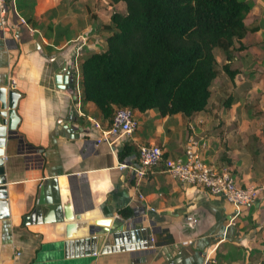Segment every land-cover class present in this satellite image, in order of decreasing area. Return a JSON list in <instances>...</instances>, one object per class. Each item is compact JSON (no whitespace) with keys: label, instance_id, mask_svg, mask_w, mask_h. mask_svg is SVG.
I'll return each instance as SVG.
<instances>
[{"label":"crops","instance_id":"obj_1","mask_svg":"<svg viewBox=\"0 0 264 264\" xmlns=\"http://www.w3.org/2000/svg\"><path fill=\"white\" fill-rule=\"evenodd\" d=\"M253 1L246 18L258 45H264L260 26L264 7L260 0ZM120 4L14 0L12 6L5 0V11H0V86L18 93V123L16 136L7 138L3 148L6 197L0 204V264H210L223 255L230 256L222 264L240 260L247 264L239 242L245 231L244 215L249 207L254 216L264 213V189L251 206L237 213L223 197L173 179L162 164L149 171L137 188L128 171L116 167L115 150L124 143H155L165 157H183L186 138L192 134L205 143L201 153L207 163L228 167L241 185L263 187L264 154L249 148L244 134L229 132L236 123L237 131L243 129L244 121L239 124L243 119L233 118L235 104L223 98L233 93H226L227 88L238 84L241 67L232 79L220 72L213 80L207 105L191 119L193 130L188 128L190 118L180 113L135 112L137 128L117 141L115 149L97 142L100 131L89 119L102 122L95 104L81 101L80 80L78 97L75 75L72 90L56 82V75L65 76V66L74 62L78 48L82 55L105 47L107 31L101 24L109 22ZM247 35L237 53L231 49L229 63L235 67L260 53L253 50L249 55ZM253 135L257 134L251 140ZM49 178L57 180L63 219L23 225L39 187ZM125 206L133 210L129 218L117 212ZM115 220L121 222L120 230L129 220L146 232L123 237L122 231L111 233L108 228ZM64 241L69 242L66 248ZM141 243L143 247H135ZM172 244L178 245L177 251L165 248Z\"/></svg>","mask_w":264,"mask_h":264},{"label":"trees","instance_id":"obj_2","mask_svg":"<svg viewBox=\"0 0 264 264\" xmlns=\"http://www.w3.org/2000/svg\"><path fill=\"white\" fill-rule=\"evenodd\" d=\"M109 1L122 2L124 9L113 10L109 22L101 24L107 31L105 47L79 56L81 101L95 104L104 128L117 107L153 109L161 116L180 113L191 120L207 105L218 74L232 79L237 72L230 67L231 49L242 47L252 30L244 21L250 10L245 0ZM216 49L223 55L220 69ZM230 100L228 95L224 102ZM135 150L124 143L117 158ZM117 212L123 218L133 214L129 206ZM225 258L217 256L210 264ZM246 259L247 264H264V254L248 252Z\"/></svg>","mask_w":264,"mask_h":264},{"label":"built area","instance_id":"obj_3","mask_svg":"<svg viewBox=\"0 0 264 264\" xmlns=\"http://www.w3.org/2000/svg\"><path fill=\"white\" fill-rule=\"evenodd\" d=\"M10 1L13 6L14 0ZM0 11L1 13L5 11V0H0ZM1 21L3 22V19ZM79 56L80 51L78 48L73 63L75 64V86L77 91L75 96L77 97L80 74L76 69L78 62L76 58H79ZM12 83L14 84L13 80ZM89 120L92 126L100 131L97 142L105 143L113 149H115L114 145L117 141L132 134L138 126L135 112L126 107L115 108L110 125L106 128L95 119L90 118ZM198 122H201V119H198ZM188 128L193 130L194 123L192 120L189 121ZM204 146V142H200L194 135L189 134L186 138L183 157L170 158L163 156V149L159 145L141 143L136 146L134 152L127 155L123 160H119L116 167L127 170L134 180L135 187L138 188L147 173L162 164L164 171L173 179L197 185L212 195L221 196L234 206L237 213H242L259 198L261 189H264V186L241 185L228 167L217 168L207 163L201 153V147ZM138 197L143 199V195L140 193ZM150 209L152 210V208Z\"/></svg>","mask_w":264,"mask_h":264},{"label":"rangeland","instance_id":"obj_4","mask_svg":"<svg viewBox=\"0 0 264 264\" xmlns=\"http://www.w3.org/2000/svg\"><path fill=\"white\" fill-rule=\"evenodd\" d=\"M250 8L253 4V0H245ZM264 7V0H260ZM123 9V5L117 7L120 10ZM245 20L248 22V25L251 27L252 23L248 21V18L245 16ZM260 26L264 28V20L260 22ZM261 37L264 38V32H262ZM248 41L246 42V47H250L249 55L251 56V52L253 50L260 51L259 54H255L256 57L254 60L250 61V57L248 60L240 63L237 67L230 64L232 69L240 70L241 75L237 78L238 84L232 85L231 88H227V92L231 91V100L230 105L233 107L235 111V115L233 118H240L243 120H239V124L242 128L237 131L236 127L233 125L229 126V132L232 134L240 133L244 134L247 140V146L249 148H255L258 153L264 154V45H258L259 43L256 40H259L256 34H253L251 31L248 32L247 35ZM239 48H233V53L235 54L236 50H240ZM262 52V53H261ZM216 60H217V68H221L223 63V55L219 50L214 51ZM237 53V52H236ZM235 67V68H234ZM237 86V87H236ZM225 93L224 96L227 94ZM227 97V96H226ZM226 97H223L224 99ZM255 133L259 135L258 141L251 140L249 137ZM245 220V231H243V235L239 242L242 243L241 247H243V255H247L248 252H251L253 255H263L264 254V213L261 215H253L252 207H249L248 211L244 215ZM239 264H245L244 260H240Z\"/></svg>","mask_w":264,"mask_h":264},{"label":"water","instance_id":"obj_5","mask_svg":"<svg viewBox=\"0 0 264 264\" xmlns=\"http://www.w3.org/2000/svg\"><path fill=\"white\" fill-rule=\"evenodd\" d=\"M73 61L69 65L65 66V76L56 75V82L63 83L64 86L68 87L70 90L73 89V77L75 75V69L73 67ZM18 97V93L14 90L8 91L7 87L0 86V204L4 203V198L6 197L4 176V147L6 145L7 138H14L16 135V126L18 123V117L15 113V103ZM75 98V96H74ZM73 102V101H72ZM72 113L74 114V108L71 107ZM6 215L4 214V217ZM63 219L61 198L59 194V188L57 185V180L55 178L45 179L41 187H39V194L33 205L31 211L23 216L22 223L23 225L28 224H40V223H50L57 222ZM131 220V218L129 219ZM127 220V222H129ZM125 222L124 228H119L121 222L115 220V225L111 228H108L111 233L116 234L118 231H122L123 235H129L136 233L137 231L146 232L145 229L140 225L136 227L135 225ZM127 223V224H126ZM148 239L145 237V240ZM86 241V240H84ZM83 241V242H84ZM68 241L63 242V247L68 246ZM144 244L141 243L135 247H143ZM164 246V245H162ZM134 247V248H135ZM151 248V246L149 247ZM165 248H172L175 251L178 250V245H165ZM126 249H129L127 247ZM153 249H149L152 251Z\"/></svg>","mask_w":264,"mask_h":264}]
</instances>
